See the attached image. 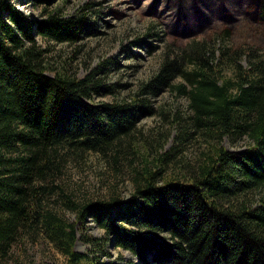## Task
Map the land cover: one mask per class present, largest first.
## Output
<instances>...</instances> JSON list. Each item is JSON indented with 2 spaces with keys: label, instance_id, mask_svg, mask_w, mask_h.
I'll return each instance as SVG.
<instances>
[{
  "label": "trees",
  "instance_id": "obj_1",
  "mask_svg": "<svg viewBox=\"0 0 264 264\" xmlns=\"http://www.w3.org/2000/svg\"><path fill=\"white\" fill-rule=\"evenodd\" d=\"M7 1L0 0V260L23 237L41 235L69 264H100L75 249V223L50 203L57 195L80 229L88 219L103 228L102 239L86 234L95 249L97 240L104 249L110 241L141 264L148 258L153 264H264V197L258 204L249 197L264 186V52L231 44L226 30L211 40L173 44L131 101L96 105L86 99L106 86L95 78L100 66L83 77L46 74L41 50L24 45L34 41L32 21ZM257 16L264 23V0ZM90 28L83 17L50 12L36 32L71 41ZM165 90L184 96L189 113L186 119L173 114L178 130L168 150H155L165 143L158 137L154 148L147 142L155 153H147L133 147V128L150 111L149 97ZM192 136L206 147L184 162L178 152ZM225 137L251 143L231 151L221 144ZM90 151L115 170L127 164L128 197L74 201L65 195L66 163ZM168 163L175 166L169 176Z\"/></svg>",
  "mask_w": 264,
  "mask_h": 264
},
{
  "label": "rangeland",
  "instance_id": "obj_2",
  "mask_svg": "<svg viewBox=\"0 0 264 264\" xmlns=\"http://www.w3.org/2000/svg\"><path fill=\"white\" fill-rule=\"evenodd\" d=\"M8 1L32 21L34 41L24 40V45H33L36 51L41 50L46 74L55 75L57 71H62L69 76L83 77L100 66L95 78L100 81V85L106 86L91 92V97L86 99L96 105L102 102L131 101L142 81L157 70L162 51L167 46L173 48V44L182 45L190 39L211 40L217 33L226 30L231 44H246L264 52V23L257 16L260 0ZM50 12L62 18L83 17L92 28L88 32H81L80 37L71 41L41 36L37 34L36 26ZM5 19L10 23L6 16ZM107 86L112 87L113 91L106 90ZM148 104L150 111H143L134 125L137 139L133 147L145 149L148 153L151 147L147 142H151L154 148L158 143L157 138L165 137L163 148H155L158 153H162L175 141L178 129L173 114L177 113V117L186 119L189 113L188 101L184 96L165 90L150 96ZM193 137L187 139L182 149H179L178 157L184 162L191 161L206 147ZM250 143L247 137L235 141L225 137L221 144L228 150L238 152L249 147ZM137 158L140 160L139 155ZM119 167V170H115L112 162L90 151L83 158L66 163L60 183L64 186L65 195L74 201L108 199L116 195L126 198L133 191L132 172L124 162ZM174 168L172 163H168L165 173L169 176ZM249 197L252 203H260L264 197V186L259 191L252 190ZM50 203L52 208L75 223L77 238L74 247L78 252L91 255L100 264H141L130 252L113 246L110 241L104 249L101 240H97L100 250L95 249L86 240V234L102 239L105 236L103 228L88 219L86 228L80 229L74 212L62 204L57 195L52 196ZM147 262L153 264L150 258ZM0 264L69 262L50 242L37 235L34 239L23 237L15 242Z\"/></svg>",
  "mask_w": 264,
  "mask_h": 264
}]
</instances>
